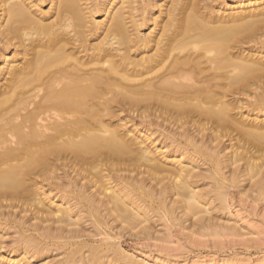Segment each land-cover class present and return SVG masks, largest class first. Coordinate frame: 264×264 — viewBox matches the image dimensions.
<instances>
[{
  "label": "bare ground",
  "instance_id": "6f19581e",
  "mask_svg": "<svg viewBox=\"0 0 264 264\" xmlns=\"http://www.w3.org/2000/svg\"><path fill=\"white\" fill-rule=\"evenodd\" d=\"M218 1L0 0V264H138L264 203V0Z\"/></svg>",
  "mask_w": 264,
  "mask_h": 264
},
{
  "label": "rangeland",
  "instance_id": "374dc122",
  "mask_svg": "<svg viewBox=\"0 0 264 264\" xmlns=\"http://www.w3.org/2000/svg\"><path fill=\"white\" fill-rule=\"evenodd\" d=\"M218 3L229 5L232 0H219ZM103 18V15L96 17L98 21ZM242 197L243 194L234 193V196L229 197L231 199L222 205L225 209L220 206L221 211L218 208L214 213L220 224L231 229L229 236V233H225L224 237L217 234L211 236L206 235V232L205 235H200L191 232L192 230L187 233L189 229L186 230L177 224L167 229L169 226L159 222L161 225L155 224L158 226L157 230L163 225L168 231L170 229L169 241H127L128 245L123 244L122 247L130 257L133 256L135 261L137 259L138 264H264V203ZM166 229L161 228L162 233L167 231ZM102 238L103 236L97 237ZM165 238L164 236L161 239ZM7 241L9 242L8 238ZM244 241L247 243H243ZM48 254L44 260L47 264L54 263L61 257L56 256V252Z\"/></svg>",
  "mask_w": 264,
  "mask_h": 264
}]
</instances>
